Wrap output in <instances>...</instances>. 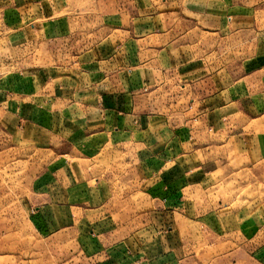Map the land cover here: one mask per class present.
<instances>
[{
	"label": "crops",
	"instance_id": "crops-1",
	"mask_svg": "<svg viewBox=\"0 0 264 264\" xmlns=\"http://www.w3.org/2000/svg\"><path fill=\"white\" fill-rule=\"evenodd\" d=\"M49 1L62 7L57 28L51 21L37 29L31 11ZM41 14L43 21L47 15ZM1 24L8 46L28 49L30 62L37 61L38 50L44 54L42 71L31 63L0 80L2 129L44 151L45 167L19 200L26 217L87 213L101 198L112 197L101 166L117 156L139 168V195L146 203L150 181L162 194L167 182L180 191L187 174L182 166L201 148L204 132H218L249 160L264 161V0H0ZM58 29L64 33L52 31ZM229 43L238 51L247 43L252 54L218 65L216 55L228 54ZM170 90L188 97L189 107L175 115L165 112ZM194 181L184 189H193ZM187 208L205 221H180L167 233L178 232L176 239L188 245L202 240L197 230L212 239L214 225L206 217L218 211L208 206L198 211L193 202ZM45 219L48 229H56L30 252L28 262L64 264V216ZM98 224L88 223L70 241L77 258L67 264L186 261V255L164 250L162 222ZM221 224L223 238L229 237L232 228L223 234ZM68 225L69 230L81 226ZM255 240L252 245L259 248L240 255L249 264H264V233Z\"/></svg>",
	"mask_w": 264,
	"mask_h": 264
},
{
	"label": "rangeland",
	"instance_id": "rangeland-1",
	"mask_svg": "<svg viewBox=\"0 0 264 264\" xmlns=\"http://www.w3.org/2000/svg\"><path fill=\"white\" fill-rule=\"evenodd\" d=\"M51 2L32 9L31 13L37 14L35 19L37 29L43 27L44 23L51 21L53 23L52 29L57 28L62 7ZM9 7H11V11L14 8L13 6H5V8ZM42 11H45L47 15L42 17L43 21L39 19L41 15L43 16ZM22 12L25 14V9H22ZM11 14L8 17L11 18ZM48 27L50 29V26ZM59 29L52 31L64 33V29ZM2 30L8 32L7 27L1 24L0 33L3 32ZM7 40V35L6 38H2L0 34L1 81L3 77L22 72L21 70H24L31 63L37 65L39 72L42 71L40 66L45 63L42 61L44 54L41 50L37 51V61L30 62L29 56L32 55H28V49H13L8 46ZM261 40L263 42L264 39ZM230 44L228 54L223 53L221 55L220 52L219 55H216L218 65L226 59H236L237 57L240 59L252 54L253 48L247 43H245V49L239 51L232 49ZM55 48H57L56 45L53 49ZM55 55L58 56L59 54L56 52ZM39 72L38 82L41 78ZM173 91H168L169 100L163 109L168 114L175 115L183 106H187V109L190 104L188 97L182 95V98H179V95L176 94L175 96ZM232 124L233 122L230 123V126ZM197 126L200 127L198 121ZM204 133L205 137L203 135L202 143L199 144L201 148L197 149L195 155L190 158L191 160L182 166L187 173L184 184L183 180L181 181V186L184 185V187L180 191L179 189L172 191L168 187L170 182H167L164 183L165 191L162 189V194L158 192L156 183L150 181L147 187L148 203L139 195L140 189H142L139 182V168L129 164L132 160L124 161V158L117 156L111 165L101 166V177L106 181L105 183L109 187L107 190L111 191L112 197L101 198L99 203L88 207L87 213L85 211L80 213L79 211L78 213H64L63 215L61 211H58L49 215L58 220L64 216V264L77 258L76 248L70 244V241L77 234L86 231V227L90 223H95V225L99 223L100 226L105 224L106 227L110 224V226L113 224L124 226L135 220L148 221L150 225L154 222L164 223L165 225L161 229L164 231L161 235L164 243H166L164 250L166 253L186 255V257H182V259H186L182 264H249L240 254L254 253V247L259 248V244H252L257 241L255 238L259 233H264V161L249 160L236 146H231L230 142L225 143L226 138L220 137L218 132ZM20 137L2 129L0 122V264H30L28 262L30 256L33 258L30 252L42 247L43 243H47L44 238H47L56 229L55 227L48 229V225L44 223L47 222L45 218H48V215L29 214L26 217L19 210L20 197L27 189L30 179L45 167L44 151L36 149L26 140L22 141ZM195 168L198 169L196 173L189 175L188 170ZM194 178L193 189H184L191 185L190 182ZM144 185L143 191L146 188ZM103 188L104 186L101 189L103 190ZM168 189L170 192L167 191ZM106 191L105 195L108 194ZM175 192L179 193L174 194ZM164 194L165 197L163 198ZM158 200L161 202V206H156ZM192 202L198 207V211L204 212L203 208L208 206V209L218 212L206 217L214 225L212 239L207 237L206 241L204 239L205 234L197 230L196 236L199 237V233H201L202 240L199 238L198 243L188 245L187 241L176 239L178 237L177 231L172 236V234L167 233L166 228L172 227L174 223H180V221L181 224L186 221H198L201 217L197 218L187 208ZM155 207L159 209L155 211ZM161 207L164 208V213H160ZM94 209V212L90 211ZM146 209L148 215L145 214ZM221 211L223 212L219 213ZM204 217L205 215L202 216L201 221H205ZM71 221L80 222V228L74 225L69 230L68 222L71 223ZM218 222H222L221 226L225 228L223 234L229 233V237L224 235L223 238L222 232L224 230L221 232L218 229ZM239 224L243 225V229L238 227ZM234 227L239 229V234ZM246 227L250 228L246 229ZM226 228H232V230L226 233ZM193 257L195 260H192Z\"/></svg>",
	"mask_w": 264,
	"mask_h": 264
}]
</instances>
